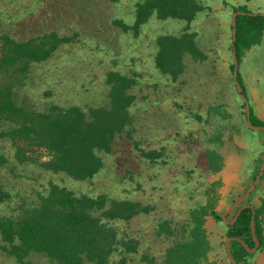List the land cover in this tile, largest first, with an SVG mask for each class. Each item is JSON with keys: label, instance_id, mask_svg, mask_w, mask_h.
<instances>
[{"label": "trees", "instance_id": "trees-1", "mask_svg": "<svg viewBox=\"0 0 264 264\" xmlns=\"http://www.w3.org/2000/svg\"><path fill=\"white\" fill-rule=\"evenodd\" d=\"M223 3L229 5L228 0H223ZM263 5L264 2L261 3L262 8ZM204 8L198 0H139L134 25L122 21H118V24L126 31L133 29L137 32L154 15L159 19L174 18L188 22L182 33L164 34L156 41L157 66L162 72L177 78L184 71L187 54L201 61L208 57L197 44L198 33L192 31L190 26ZM230 10L231 14L241 12L236 16L235 40L232 36L233 26L230 25V50L233 53L234 45L238 59L237 64L231 61V70L234 73L238 68L236 81L242 88L240 95L248 99L251 123L264 126V120L257 116L250 104L239 71L245 50L260 44L264 37V13H261V9L251 8L248 3H234ZM67 41L69 38L59 37L55 32L24 41L2 35L0 72L10 73L14 81H20L17 75L27 73L32 62L49 58L61 43ZM134 77L119 72L109 73L108 104L88 109L78 105L64 108L53 104L46 110L37 111L19 104L14 99L10 84L1 85L0 122L9 124L7 135L18 145V160L30 159L26 152L30 147L44 148L50 157L41 164L47 170L65 172L77 180L95 176L104 166L98 152H113L118 142L121 144L124 138L131 139L128 127L132 123L130 107L135 100V94L131 91L137 82ZM241 102L245 108L246 102ZM243 111L247 117L245 109ZM247 128L252 136L264 132ZM146 155L154 157L152 154ZM7 161L6 155L0 154V166ZM258 174L259 171L253 173L254 182ZM221 186L218 182L210 187L207 202L191 211L189 221L180 230L174 229L170 220L161 221L157 234L165 231L167 239H174L159 259L147 255L142 256V259L147 264H221L223 259L217 253L219 248L214 250L210 241V232L206 226L208 217L221 223L225 237L223 245L227 238L233 237L242 239L253 248L256 244L251 228L254 213L255 234L260 243L256 252L264 251V194L259 195L257 202H252L250 198L264 187V172L259 183L242 203L251 206L242 209L234 223L227 221L234 220L239 209L228 213L226 218H223L224 212L217 209L224 195L219 191ZM5 195L0 186V198ZM240 199H234L235 203ZM152 209L153 206L141 201L112 198L107 194L78 196L54 184L48 194L42 197L40 205L27 210L23 217L1 218L0 234L5 242L10 243V248L4 249L14 255L19 264H33L26 260L32 253L46 256L51 264H109L116 252H136L139 245L136 238H120L113 226L114 222L130 220ZM224 250L227 254L226 247ZM230 251L240 264H250L249 258L256 253L248 252L237 239L231 240ZM227 260L233 264L228 255ZM124 261L125 258L122 259Z\"/></svg>", "mask_w": 264, "mask_h": 264}, {"label": "rangeland", "instance_id": "rangeland-1", "mask_svg": "<svg viewBox=\"0 0 264 264\" xmlns=\"http://www.w3.org/2000/svg\"><path fill=\"white\" fill-rule=\"evenodd\" d=\"M138 2L139 0H0V36L9 35L24 41L55 32L59 37L69 38V41L61 43L49 58L32 62L27 73L18 74L17 78L20 81H14L10 73L0 72V86L10 84L14 99L19 104L37 111L46 110L53 104L64 108L78 105L84 109L107 105L110 91L107 79L111 72L135 76L137 82L131 91L138 96L142 94L151 96L146 90L148 85L161 93L159 95H165L168 92L167 86L160 82L158 75L150 67V60L156 72L162 77L164 75L157 69L155 59L151 55L154 54L159 36L178 35L184 31L188 22L174 18L159 19L154 15L142 24L137 32L135 30L123 32L121 28L112 25L114 18L132 24L135 21ZM198 2L205 8L191 22V30L197 32L201 38L206 37L211 45L217 47L218 44L221 47L225 44L220 28V21L225 16L221 11L222 1L198 0ZM228 2L229 7L234 3H248L251 8L261 9L263 11L261 13H264V5L261 7L264 0ZM232 15L230 13V17ZM92 40H96V48L92 47L94 45ZM138 44L142 45L141 53L135 50ZM2 47L3 44L0 43V55ZM255 49L259 51H256L255 56H263L264 37ZM130 58L133 60L136 58V64L130 63ZM259 89L261 88L258 87ZM245 90L250 98L246 85ZM242 96L239 100L243 99ZM156 102L149 108L155 110L162 107ZM259 106L261 115L264 116V101H261ZM244 109L246 112V105L245 108L240 107L241 118L252 129L245 117ZM131 110L133 111V108ZM144 129L140 128V131ZM8 131L9 124L0 122V154H5L8 158L7 163L0 166V186L2 192L7 195L0 198V219L23 217L27 210L40 205L42 197L48 194L54 184L65 187L78 196L107 194L112 198L122 199L123 194L127 192L131 194L132 199L141 200L145 205L153 206L154 210L152 209L151 215H143V218L136 221L133 219L114 222V225L120 226L124 231L118 233L120 238L133 237L140 240L136 252L118 251L112 256L109 264H147L142 259L145 255L159 259L174 238L167 239L165 231L157 234L156 226L159 230L158 224L161 221L170 220L174 229H181L186 218L181 215L173 217L172 200L167 198V184L162 182L152 185L143 181L139 174L140 165H136L135 152L124 150L129 148L124 143L118 142L115 150L110 153L99 151L104 162L102 170L92 178L77 180L65 172L47 170L42 166L41 162L50 157L44 148L30 147L26 151L30 159L18 160L16 156L18 145L7 135ZM244 139L246 141L244 144L247 145L245 165L248 169L244 172L245 176L239 178L241 182L234 188L232 198L235 200L241 198L254 184L252 175L255 171L260 172L264 163L262 161L264 132L252 136L248 129ZM128 140L133 144L130 139ZM140 141L147 143L143 138ZM125 168L130 171L126 179L132 178L131 184H126L121 178ZM223 188L226 190L228 187ZM225 194L226 192L218 203L217 209L220 212H225L233 203L235 204L234 199H226ZM261 194H264V187L254 192L250 197L251 201L257 202ZM160 199L166 201L161 203ZM174 214H178V211ZM214 224L211 228L221 234L217 253L221 260H227L225 244H222L225 240L224 229L220 222ZM5 247L10 248V243L5 242L0 234V264H19L17 258L6 251ZM249 259L250 262L254 261V256ZM26 260L33 264H51L46 256L37 253H32Z\"/></svg>", "mask_w": 264, "mask_h": 264}, {"label": "crops", "instance_id": "crops-1", "mask_svg": "<svg viewBox=\"0 0 264 264\" xmlns=\"http://www.w3.org/2000/svg\"><path fill=\"white\" fill-rule=\"evenodd\" d=\"M221 1V11L225 16L220 21V28L225 44L221 47L217 44L215 47L216 45L208 43L206 37L197 35V44L208 57L201 61L187 54L184 71L177 78L162 72L157 66L156 46L151 57H154L155 65L164 77L152 67L151 60L150 67L158 75L160 82L167 86L168 92L161 96V93L148 87L149 85L146 90L151 96H138L133 92L135 100L130 107L132 123L128 127L133 144H130L127 138L122 141L129 147L124 150L135 152L136 165H140L139 174L143 181L152 185L162 182L167 184V198L172 200V215L185 217L184 223L189 221L194 208L207 202L208 190L213 184H222L219 191L222 194L226 192V199L233 200L234 188L241 182L239 178L244 177V172L248 169L245 165L247 145L244 144L248 125L241 118V95L231 70V61L234 60V54L230 50V25L233 15L230 17V7H225L223 0ZM118 21L121 22L120 18H114L112 25L126 32ZM122 23L132 26L135 21L132 24ZM92 41V47L96 48V40ZM138 45L135 50L141 53L142 45ZM256 46L245 50L239 71L249 92L251 106L257 116L264 120L259 106L260 102L264 101V54L261 57L255 56L259 52L255 49ZM135 59L130 58V63L136 64ZM258 87L261 89L258 90ZM155 101L162 107L155 110L149 108ZM140 128L145 129L140 131ZM142 138L147 143L141 142ZM146 154H152L154 157H148ZM129 172L125 168L121 177L126 184L133 183L132 178L126 179ZM135 178L136 176L134 180ZM225 186L228 187L226 190L223 188ZM123 196L122 199L141 201L132 199L131 194L127 192ZM165 201L166 199H160L161 203ZM153 210L149 213H139L125 221H136L138 218L149 216ZM176 211L178 214H174ZM214 223L215 220L209 216L206 226L215 250L220 248L221 234L211 228ZM113 226L118 233L124 232L120 226ZM156 230L158 231V226ZM221 264H228V260H223ZM250 264H264V251L256 252L254 261Z\"/></svg>", "mask_w": 264, "mask_h": 264}, {"label": "water", "instance_id": "water-1", "mask_svg": "<svg viewBox=\"0 0 264 264\" xmlns=\"http://www.w3.org/2000/svg\"><path fill=\"white\" fill-rule=\"evenodd\" d=\"M241 13V12H236L233 14V17H232V26H233V40H235V36H236V16ZM249 14H252V13H249ZM254 15H256V13H254ZM234 47V51H233V54H234V62L237 64L238 63V59H237V54H236V50H235V46L233 45ZM237 73H238V68H236L234 70V77L235 79H237ZM237 87H238V90L239 92H242V88L240 86V84L237 82ZM242 96V95H241ZM244 102H246V115H247V120H248V124L249 126L252 128V129H255V130H264V126H255L251 123V120H250V106H249V102H248V99L244 96H242ZM263 172H264V163L261 167V170L254 182V184L251 185V187L247 190V192L241 197V199L234 205L232 206L231 208H229L227 211H225L223 213V218H226L227 214L236 210V209H239L238 212H237V215L235 216L234 220L232 221H227L228 223H234L236 221V219L238 218L240 212L242 211V209L246 208V207H250L251 205L249 204H244L242 205V203L244 202V200L250 195V193L254 190L255 186L259 183L260 179H261V176L263 175ZM254 217H255V213L253 215V220L251 222V228H252V232H253V236H254V239L256 241V244L253 248H250L246 243H244V241L240 238H233V237H229L226 239L225 241V247H226V252H227V255L229 257V259L231 260V262L233 264H240L237 262V260L233 257L231 251H230V242L231 240L233 239H237L239 240L248 250V252L250 253H253L255 252L258 247H259V241L257 239V236L255 234V221H254Z\"/></svg>", "mask_w": 264, "mask_h": 264}]
</instances>
